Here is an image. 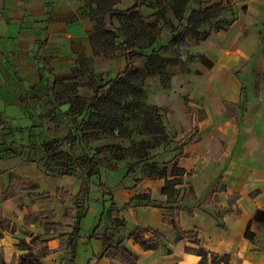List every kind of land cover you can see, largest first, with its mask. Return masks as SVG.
Instances as JSON below:
<instances>
[{
    "label": "crops",
    "instance_id": "1",
    "mask_svg": "<svg viewBox=\"0 0 264 264\" xmlns=\"http://www.w3.org/2000/svg\"><path fill=\"white\" fill-rule=\"evenodd\" d=\"M93 1L0 0V218L9 222L0 236V264H39L38 260L61 264L57 261L62 257L66 264L70 259L68 253L58 252L59 234L45 224L60 223L64 210L72 208L60 203L57 191L71 196L82 192L77 162L94 153L84 149L80 137L71 148L67 139L75 132V121L86 124L82 129L89 132L95 126L88 109L93 86L97 77H110L107 73L116 59L94 54L90 43L94 28L88 16ZM200 2L203 10L229 6L236 18L227 30L199 42L198 49L212 63L210 69L196 67L200 76L167 69L179 78L188 101L162 103L164 136L175 144H156L149 157L173 156L171 167L162 173L147 170L142 165L148 157H143L130 161L125 170L114 161L96 168L93 177L98 185L92 190L93 177H89L87 199L93 203L84 206L72 252L74 264H119L102 257V242L91 237L96 228L99 235L111 229L112 219L123 223L119 236L136 256V264H199L200 257L191 251L196 246L163 223L164 208L170 207L172 199L161 191L172 179L179 180L173 204L181 207L180 230L197 229L201 246L214 254H228L231 264H264V0ZM76 59L86 60L87 69ZM74 68L79 70L75 75ZM123 68L121 64L120 72ZM77 98L86 100L81 117L73 111ZM197 98L202 102H193ZM97 129L100 139L113 142L148 144L160 136L144 131L121 136ZM196 132L198 142L182 141ZM55 143L66 145L60 150L71 162H49L45 145ZM179 153L183 156L175 159ZM174 167L184 173L173 176ZM66 171L75 174H60ZM11 179L29 186L4 200L9 187H16ZM183 195L188 199L181 200ZM138 196H147L156 205L132 201ZM46 212L53 216L40 217ZM148 228L160 233L154 250L142 248L130 237L135 229ZM247 230L254 235L253 242L245 238ZM111 234L112 243L117 234L107 232V238ZM36 236L40 249L29 252L26 239L31 242Z\"/></svg>",
    "mask_w": 264,
    "mask_h": 264
},
{
    "label": "rangeland",
    "instance_id": "2",
    "mask_svg": "<svg viewBox=\"0 0 264 264\" xmlns=\"http://www.w3.org/2000/svg\"><path fill=\"white\" fill-rule=\"evenodd\" d=\"M142 7L139 11V14L137 16H133L130 18L126 17H113L110 18L108 21L113 25L115 31L114 34L106 36L108 41H112V46L110 53L107 57H114L115 55V64L113 69L107 73V77L110 75V77L116 75L120 72V65L123 64L124 67V61L121 54L120 49V37L119 34L125 35L127 39L131 43H135L134 47L132 49V52L134 54L133 57V65L134 69L136 70V73L132 76L126 77V81L130 83L129 87V93L124 98L123 103L125 104V107L123 108V103L121 105L114 104L112 101L108 99V95L103 94L101 96L100 101L97 103V105L92 108L90 112V116L94 117L95 126L89 127L90 132L88 130L82 129L83 126L81 123L78 125V122H74L72 129L75 130V132H80L81 135H77L79 139L82 140V144L84 145V149L88 150L93 154L94 160L97 161L94 165L92 162H90L87 157L86 158H79L77 164L79 166L80 171L82 172L81 175H79V178L82 179V192L81 197L85 201V205L91 204L93 202L88 201L87 194L89 193L90 189V182L89 177L95 176V169L100 167L101 164L103 165H109L111 162L120 163L123 166L124 170L128 168L129 162L134 161L137 158H143L148 157L146 160H144V164L142 165L143 168H147V170L154 171L156 173H162L163 170H167L170 168V164L173 162V156L166 157L163 156V154H157V156L160 155L159 159H154L156 156L149 157V154L152 153V147L156 144H169L174 143L173 141H168L170 138L169 136L165 135L159 136L155 138V140H152L150 143H141V142H134L129 140H120V141H111L109 139L101 138L100 139V131H98L97 128H101L104 130V133L110 134L112 129L114 128V131H117L119 135L121 136H128L130 133H138L143 132L144 130H151V121H159L161 124H163V118L165 117L166 111L164 110V106L162 105L163 102H179V101H188L187 97L188 95H185L181 90L180 87H182L181 82L179 78H174L172 74H168L169 78H165L164 82L162 83L158 75L154 76H147L145 71V64L147 61V58L151 55H157L158 57L166 60H173L176 55L179 53L178 46L174 44L173 38L177 37V39L182 40L185 29V23L182 21L179 23L174 15L172 10L170 9V4H172V0H160L162 2V6L166 8L164 19H161L158 16L159 6L157 3V0H139ZM134 0H120L116 6L113 8L115 9H126L130 7L133 4ZM91 6V5H90ZM196 7L195 2H190L188 5V8H194ZM90 8V7H89ZM212 11L217 12L219 14V17L225 18V19H231V15L229 12H231L234 15L233 9H231L229 6L225 8H218L215 7ZM236 15V14H235ZM89 16V11H88ZM91 21V20H90ZM95 29H101L102 28V15H96L94 18V21H91ZM139 22L143 23L147 27V30H151L149 27L151 24L155 23L157 26V35L158 39L157 42L149 49L144 50L143 47V41L142 39L135 40V37L140 36V24ZM120 31V32H117ZM103 34L102 31L99 32V36L96 37V41L98 42L97 48L102 49V45L100 44L101 38L100 35ZM188 46L186 47V51L191 54L192 56H198L203 55L205 56L200 49H198L199 42H196L193 38L187 39ZM105 47V46H104ZM107 48V47H105ZM117 52V56L115 54ZM106 57V56H104ZM85 66V69H87V64L83 63ZM200 66L199 63H195L193 65H189L188 63H185L183 65H175V64H168L165 67V71L167 72V69L177 68L179 73L182 75H193V76H200L201 74L197 75L196 73V67ZM185 70L188 71L184 72ZM195 73V74H194ZM106 78L107 80H104L100 76L97 77L94 88L96 86L105 84L109 80L113 78ZM104 80V81H103ZM99 82V83H98ZM141 88V90H140ZM107 91V89H106ZM94 94V92H93ZM166 96V97H164ZM159 103L157 105H154L155 102ZM161 102V103H160ZM195 103L202 102L201 99H194ZM86 100H77L74 102L73 105V111H77L79 115L77 117L82 116V112L85 109ZM87 127V126H86ZM31 131V129H30ZM86 131V132H85ZM28 132H26V135H28ZM78 132V133H79ZM32 135H34V131L31 132ZM108 136V135H107ZM128 138V137H127ZM67 142L71 146L75 145L76 142H73V136L70 138L68 136ZM73 143V144H72ZM66 144V143H65ZM175 144V143H174ZM66 145L62 144H50L45 145L46 153H48L49 156V162L56 163L58 165H66L67 161L64 155L65 153L62 152L60 149L64 148ZM151 151V152H150ZM77 160H75L76 162ZM146 170V169H144ZM100 172V171H99ZM75 174V173H74ZM77 174V173H76ZM87 176L88 178H82V176ZM114 174H110L111 177ZM91 180L94 182L91 183V189H96V184L98 185V178H91ZM88 181V182H86ZM37 197V196H36ZM90 202V203H89ZM84 205V206H85ZM85 208V207H84ZM84 208L78 212L79 215H82ZM111 213V212H109ZM50 218V217H49ZM38 219V218H35ZM41 220V219H40ZM39 219L37 221H40ZM43 220V219H42ZM41 224H43L42 221H40ZM52 229H49V231ZM26 241L29 242V245H26L25 248L29 249V252L33 250L34 252L38 253L40 247H36V242H30V239H26ZM19 241L17 242V244ZM20 244V243H19ZM32 246V248H31ZM32 255V254H30ZM34 255V254H33ZM66 257L59 258L57 263L64 264V260ZM23 261V259H22ZM38 263H41V260H38ZM21 264H33L31 262H24Z\"/></svg>",
    "mask_w": 264,
    "mask_h": 264
},
{
    "label": "trees",
    "instance_id": "3",
    "mask_svg": "<svg viewBox=\"0 0 264 264\" xmlns=\"http://www.w3.org/2000/svg\"><path fill=\"white\" fill-rule=\"evenodd\" d=\"M120 0H94L91 3V6L89 8V18L91 21H94V18L96 15L101 14L102 15V28L98 29L96 28L95 33H93L90 37V43L92 44V48L94 51V54L96 55H103L108 56V54L111 51L112 41H108L106 36L114 34V27L113 25L108 21L110 18L113 17H126L130 18L133 16H137L139 14V11L141 10V3L139 0H134L133 4L123 10L115 9L113 6H115ZM190 2H195L196 7L194 8H188V5ZM159 11L158 16L161 19H164L166 8L163 7L162 2L160 0H157ZM170 9L173 12V15L175 19L181 23L184 21L185 23V29L184 33L182 34L183 38L182 40L177 39V37L173 38L174 44H176L179 48V53L176 55V57L171 60H164L157 55H151L147 58L146 64H145V71L147 76L151 77L154 75H158L161 82L163 83L165 78H169V75L165 71V67L168 64H175V65H183L185 63H188L189 65H193L195 63H199L206 69H210L212 67V63L203 55L198 56H192L186 51V47L188 46L187 39L193 38L196 42H202L206 40L213 32L218 31H225L234 23L235 21V13L234 15L229 12L231 15V19H225L219 17V14L217 12L214 13L211 9H201V2L200 0H172V4H170ZM140 24V36L135 37V40L142 39L143 41V49L147 50L151 48L156 42H157V26L155 23L151 24L149 27L151 30H147V27L143 25V23L139 22ZM102 31L103 34L100 35L102 45V49H98L97 45L98 42L96 41V37L99 36V32ZM120 32V31H117ZM120 37V49L121 54L124 61V68L121 72L117 73L116 76L106 82L101 87H96L94 89V94L92 98L89 101L88 109L94 108L97 103L100 101L101 96L103 94L108 95V99L112 101L114 104L121 105L123 103L124 98L128 95V89L130 87V83L126 81V77L132 76L136 73V70L134 69L133 65V57L134 54L132 52V49L134 47L135 43H131L127 37L123 34H119ZM107 48H105V47ZM77 63H83L86 62V60L81 61V59H76ZM79 70L77 68H74L73 75H75ZM184 72H187L185 70ZM108 88L107 91H104V88ZM141 90V88H140ZM124 104V103H123ZM125 107V104L123 105V108ZM152 125L150 127L151 130H144V132H149L153 134H160V136L164 137V128L159 121V123H154L151 121ZM82 124V123H81ZM83 125V124H82ZM114 132V128L112 129L111 133ZM76 133V132H75ZM75 135V136H74ZM73 136V142H77L78 136L76 134H69V137L71 138ZM80 140V139H79ZM187 144L196 143L199 141V136L196 133L186 135L182 141H186ZM181 141V142H182ZM180 142V143H181ZM73 144V143H72ZM78 144V143H77ZM6 152V151H5ZM183 154L179 153L177 156H175V159L182 157ZM83 158H86V156H82ZM90 162H92L94 165L97 161L94 160L93 157L88 159ZM184 173L183 170L173 168L172 175L173 176H181ZM61 175H71L74 174L71 171H66L63 173H60ZM12 182H17L16 187H9L6 194L3 195L4 200H9L11 198H14L19 194V191L22 189H27L29 185H22L20 184V180H13ZM179 184L178 179H172L168 180L165 183V186L162 188V194L166 195L168 198L172 199V204H170V207L164 208L165 215L163 218V223L169 226H172L176 228V230L180 234V238L187 239L189 242L194 244L196 246V249L191 250L194 252L197 256L200 257L199 264H207L208 261H210V264H231L230 263V257L228 254H214L206 249H204L199 241V231L197 229H194L192 231L184 232L180 230L177 226V215L181 207L174 206L173 203H176V200L178 198L179 191L174 189V186H177ZM189 194L191 196V199L194 198L193 192L190 189ZM57 197L61 204L68 203L72 206L71 209H65L64 210V216L62 218V221L60 223H49L45 224L46 228L53 227L55 233L59 234V253H68L70 255V259L66 261V264H74L73 263V247L74 242L79 234V223L82 219L83 215H79L78 212L81 211L84 208L85 201L81 197V194H78L76 196H71L65 193L64 191H57ZM188 198L183 195L181 197V200H187ZM132 201H145L148 205L155 206L156 204L152 201H149L147 196H138L134 197ZM169 204V203H168ZM112 206H114L112 204ZM49 215L53 216L52 212H46L40 217H47ZM9 222L6 220H3L0 218V236L1 232L8 229ZM123 227V223L118 219H112L111 220V229H107L105 234L99 235L97 233V228L94 229V232L92 234V238H98L102 242V253L101 256L107 258L111 262H118L119 264H136V256L128 250L125 246H123V236H119L120 228ZM107 232L114 233L116 232L117 236L111 243V238L113 235L109 238H107L109 235H107ZM150 233L152 234L151 238H145V234ZM160 236V233L157 230L153 229H135L131 234L130 237L134 240L135 243L139 244L142 248L147 250H154L158 247V238ZM39 236H36L32 238L31 242H37ZM245 238L249 242H253L255 240V237L252 233L249 232V230L245 233ZM39 242V241H38ZM25 241L22 240V247L25 246ZM48 254V251L46 252Z\"/></svg>",
    "mask_w": 264,
    "mask_h": 264
}]
</instances>
